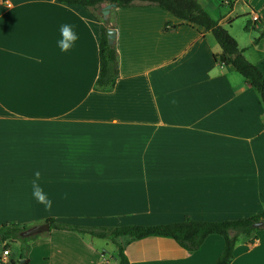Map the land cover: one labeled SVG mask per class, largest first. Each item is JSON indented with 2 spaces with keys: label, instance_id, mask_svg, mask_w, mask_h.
Returning a JSON list of instances; mask_svg holds the SVG:
<instances>
[{
  "label": "crops",
  "instance_id": "crops-1",
  "mask_svg": "<svg viewBox=\"0 0 264 264\" xmlns=\"http://www.w3.org/2000/svg\"><path fill=\"white\" fill-rule=\"evenodd\" d=\"M197 1L264 77V38L252 43L264 0ZM102 20L116 52L108 90L94 87ZM62 24L79 37L67 52ZM218 49L208 30L154 4L113 5L103 19L100 8L58 0H0V223L98 230L260 211L264 105L213 59ZM37 170L50 210L31 197ZM35 234L26 264H116L107 237L50 224ZM116 241L128 264H213L223 246L216 233L190 251L164 236ZM2 248L0 264H18V244ZM229 264H264V227L236 241Z\"/></svg>",
  "mask_w": 264,
  "mask_h": 264
},
{
  "label": "trees",
  "instance_id": "trees-1",
  "mask_svg": "<svg viewBox=\"0 0 264 264\" xmlns=\"http://www.w3.org/2000/svg\"><path fill=\"white\" fill-rule=\"evenodd\" d=\"M69 4H78L86 8L99 9L102 3L112 2L115 6H129L135 3L154 4L174 16L184 23L197 24L208 30L219 49L213 52V59L222 64H229L244 79L250 83L257 93L261 103L264 105V77L257 66L248 61L242 54V49L238 47L235 39L228 32L226 27L212 18L197 0H58ZM256 20H254L255 22ZM111 27V26H110ZM248 27L246 22L243 26ZM106 20H102L100 26V38L98 43V75L94 80V87L108 90L112 87L116 77V52L112 44L106 41ZM264 38V25L258 34L252 39V43H257ZM259 218H264V207L252 215L222 220H195L187 216L181 220L156 223V224H122L113 227H102L98 230L86 228L74 224L55 222L52 218L46 219L51 227L70 229L77 232L88 233L98 237H107L114 244V258L116 264H128L124 253L123 244L116 241L119 236L127 239H136L149 235L164 236L174 240L186 251L195 249L208 233H216L223 239V246L213 264H229L233 257L234 244L240 240L244 244L251 243L255 238V231L258 227H253L252 223ZM264 227V226H262ZM26 228L24 224L14 222L0 223V242L2 247L8 243L18 244L17 262L27 263V251L29 242L37 234L21 236L20 232Z\"/></svg>",
  "mask_w": 264,
  "mask_h": 264
},
{
  "label": "clouds",
  "instance_id": "clouds-1",
  "mask_svg": "<svg viewBox=\"0 0 264 264\" xmlns=\"http://www.w3.org/2000/svg\"><path fill=\"white\" fill-rule=\"evenodd\" d=\"M72 25L62 24L60 26L61 39L57 41V46L62 52H67L79 38L72 30ZM31 188V197L36 204L43 205L46 209L52 208V200L48 197L42 187L41 172L35 171L33 178L29 181Z\"/></svg>",
  "mask_w": 264,
  "mask_h": 264
},
{
  "label": "water",
  "instance_id": "water-1",
  "mask_svg": "<svg viewBox=\"0 0 264 264\" xmlns=\"http://www.w3.org/2000/svg\"><path fill=\"white\" fill-rule=\"evenodd\" d=\"M113 5H114V3H112V2H106L100 7V12L102 14V18L103 19L106 18V13L108 11V8L110 6H113ZM113 36H114V29L111 28V27H107L106 28V41H107V43H109V44L112 43ZM48 225L49 224H48L47 221H44L42 223H37V224L30 225V226L24 228L20 232V235L21 236H28V235H32V234L41 232L43 230L48 229ZM252 226L253 227H262V226H264V218L257 219L256 221H254L252 223ZM22 260H23V258H20L18 261L20 262Z\"/></svg>",
  "mask_w": 264,
  "mask_h": 264
},
{
  "label": "rangeland",
  "instance_id": "rangeland-1",
  "mask_svg": "<svg viewBox=\"0 0 264 264\" xmlns=\"http://www.w3.org/2000/svg\"><path fill=\"white\" fill-rule=\"evenodd\" d=\"M202 3H204V2H202ZM237 4H240V3H237ZM237 4H236V6H237ZM209 7H211V6H209ZM208 9H209V8H208ZM242 16L245 17V18L242 19V18H241ZM241 17H239V19H238L239 21H236V22H240V21H242V28H244L243 26H244V24L246 23L247 16L241 15ZM235 19H237V17H236ZM241 19H242V20H241ZM250 22H252V21H250ZM233 24H234L233 26H235V25L237 24V27H239L238 23H235V22H234ZM253 24H254V25H258V26L260 25V24H259V21H255V22H253ZM244 29H245V28H244ZM104 241H105V242L107 243V245H108L107 248H108L109 246H111V243H110V240H109V239H106V240H103V239H102L101 242L103 243ZM99 242H100V240H99ZM12 244H13V243H12ZM14 248H15V246L12 245V250H14Z\"/></svg>",
  "mask_w": 264,
  "mask_h": 264
},
{
  "label": "built area",
  "instance_id": "built-area-1",
  "mask_svg": "<svg viewBox=\"0 0 264 264\" xmlns=\"http://www.w3.org/2000/svg\"><path fill=\"white\" fill-rule=\"evenodd\" d=\"M251 18H252V20H256L257 19V17L255 15H252ZM1 253H2V255L7 254L8 253V249L6 247H3L2 250H1Z\"/></svg>",
  "mask_w": 264,
  "mask_h": 264
}]
</instances>
